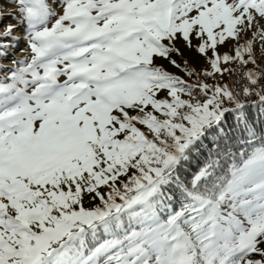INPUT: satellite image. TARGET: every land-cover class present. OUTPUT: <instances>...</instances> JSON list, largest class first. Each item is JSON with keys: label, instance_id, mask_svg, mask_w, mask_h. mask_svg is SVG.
<instances>
[{"label": "snow or ice", "instance_id": "1", "mask_svg": "<svg viewBox=\"0 0 264 264\" xmlns=\"http://www.w3.org/2000/svg\"><path fill=\"white\" fill-rule=\"evenodd\" d=\"M6 2L0 264H264V0Z\"/></svg>", "mask_w": 264, "mask_h": 264}, {"label": "rangeland", "instance_id": "2", "mask_svg": "<svg viewBox=\"0 0 264 264\" xmlns=\"http://www.w3.org/2000/svg\"><path fill=\"white\" fill-rule=\"evenodd\" d=\"M0 4H4L5 5V11L6 12H11V13L15 14V10L7 5L6 0H0ZM14 22L15 21L10 20V19L3 21V23H5V24L6 23H14ZM21 44H23V42H21ZM5 63H7V62H5ZM172 70L175 71V69H172ZM227 81H228V77H225V82H227Z\"/></svg>", "mask_w": 264, "mask_h": 264}]
</instances>
